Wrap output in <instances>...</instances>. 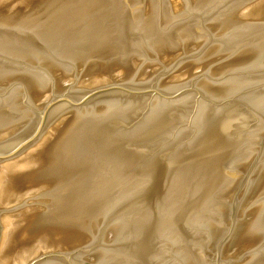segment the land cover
I'll list each match as a JSON object with an SVG mask.
<instances>
[{"label":"water","instance_id":"1","mask_svg":"<svg viewBox=\"0 0 264 264\" xmlns=\"http://www.w3.org/2000/svg\"><path fill=\"white\" fill-rule=\"evenodd\" d=\"M0 264H264V0H0Z\"/></svg>","mask_w":264,"mask_h":264}]
</instances>
